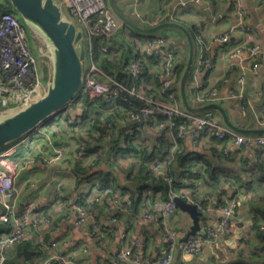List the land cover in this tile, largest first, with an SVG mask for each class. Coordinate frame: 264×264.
<instances>
[{
    "label": "built area",
    "instance_id": "built-area-1",
    "mask_svg": "<svg viewBox=\"0 0 264 264\" xmlns=\"http://www.w3.org/2000/svg\"><path fill=\"white\" fill-rule=\"evenodd\" d=\"M56 1L83 33L87 65L79 96L33 133L46 137L54 151L52 157H43L39 160L40 163L48 165L54 161L63 160L68 164L73 159L86 154V140H79L77 144L75 140L70 139L82 133L83 129L89 128V122L82 119L80 115L81 110H86L81 100L83 97H87L93 103V111H99L104 116L108 131L107 138L114 136L112 126L115 123L125 128L127 139L135 137L138 132L147 134L165 132L170 145L171 158L174 154L181 152V141L188 139L194 147L200 146L201 143L197 139L204 131L213 133L215 139L223 146V155L226 157H230L228 149L230 145H244L253 152L263 151L264 134L236 133L224 125L215 111L189 113L179 105L173 89L179 86L185 67L187 48L183 53L179 46L169 43V37L163 32L151 36L133 35L134 32L123 26L112 13L107 0ZM146 1L148 0H141V5L144 6ZM3 2L4 0H0V3ZM179 5H174L170 10L163 7L165 12L150 18L139 11L134 1L132 15L137 25L149 28L162 22H177ZM230 10L233 20L227 32L216 36L204 32L195 35L193 40L195 55L190 73V79L194 82L199 78L201 71L207 69L209 65L208 50L212 39L227 45L231 33L239 31L248 34L250 32V27L245 23L246 11L243 0H231ZM241 49L240 46H235L228 52L229 62H233ZM248 52L254 61L251 70L256 72L260 67L257 60L260 47L253 45L248 48ZM103 60L108 61V64H114L115 67L105 71L102 65ZM239 82H242V79ZM44 87L43 69L23 22L12 9L1 12L0 95L5 96L7 91L17 93L19 96L16 102L17 108H23L40 98ZM196 87L194 100L198 106L219 104L222 100L216 89L202 87L199 84ZM163 91L167 93L164 94ZM240 97L241 95L236 93L230 96L233 99ZM75 101L77 102L74 103ZM99 103H102L104 107L102 109L98 107L95 110ZM77 111L78 114L75 113ZM49 125L52 128L51 132ZM45 126L47 134L41 131V128ZM30 137L0 151V166H2L0 168V225L8 226L6 230H0V264H6L5 252L17 247L29 232H37V236L40 237L39 231L42 225L50 223V215L46 214L44 207L35 202H27L22 210L17 207L18 196L14 186L17 167L12 166L9 160L24 141L31 139ZM60 137L65 138V141ZM143 145L147 146L151 152L152 147L147 142ZM67 150H70V154H67ZM95 161L94 156L92 164ZM166 165L165 162H155L152 168L155 172L165 175ZM165 180L170 185V181L166 178ZM101 194L107 196L115 206L124 208L135 215V212L121 204V200L129 204L127 195L123 196L110 189L102 190ZM176 197L195 205L199 212L209 209V206L200 199H193L183 191L177 192L170 189L165 202L153 204L150 207L145 205L137 214L145 221H154L159 216L165 218L175 210L173 200ZM100 201L99 194L91 196V203L99 204ZM53 202L57 203L59 199L55 197ZM69 208L75 212V227L77 229L87 227L92 238L98 237L102 227L97 217L79 202L71 204ZM236 208L237 200L231 199L216 210L221 215L218 229L228 232L233 224L254 221L253 214L236 218L234 216ZM162 229L166 245L162 258L156 262L149 259L143 260L132 249L122 248L116 252L114 261L117 264H171L178 237L171 227L163 224ZM217 236L218 233L214 229L207 227L200 236L188 239L183 249L189 254H196L201 246ZM135 245L138 246V243ZM60 246V243L54 240L37 242L36 256L32 264H80L77 262L75 252L61 251Z\"/></svg>",
    "mask_w": 264,
    "mask_h": 264
},
{
    "label": "crops",
    "instance_id": "crops-1",
    "mask_svg": "<svg viewBox=\"0 0 264 264\" xmlns=\"http://www.w3.org/2000/svg\"><path fill=\"white\" fill-rule=\"evenodd\" d=\"M134 1L139 11L150 18L165 12L163 7L170 10L174 5L181 3L177 7V17H180L182 22L196 25L199 31L214 36L227 32L233 20L230 10L231 0H167L165 2L148 0L144 6L141 5V0H115L118 10L134 23L135 20L132 18ZM243 3L246 11L245 23L250 27V32L231 33L227 45L212 39L208 50L209 65L207 69L201 71L196 82L190 79L186 91L190 104L198 106L194 100L196 86L199 84L202 87L214 88L219 91L222 98L219 105L223 107L235 126L249 130L264 129V0H243ZM162 32L169 37V43L173 46H179L181 50L186 47L185 38L178 30L165 29L160 33ZM253 45L260 47L257 58L260 67L256 72L251 70L254 61L248 52V48ZM235 46H240L241 52L233 62H229L228 52ZM240 79L242 82H239ZM235 93L241 97L230 98ZM18 98L17 93L10 91H7L5 96L0 95V115L17 109ZM179 105L182 106L181 102ZM218 116L220 117L219 114ZM50 126L48 128L51 132ZM41 129L45 134L48 133L46 128ZM30 138L24 152H19L16 158L10 159L9 162L17 167V176L14 180L18 196L17 207L22 210L27 202L32 201L44 207L46 214L50 215V223L40 228V237L33 231L25 237L24 243L31 248L33 244L37 246V242L58 241L61 245L60 250L75 252L77 262L80 264H117L114 261L116 252L128 248L143 260L156 262L165 254L166 245L162 229L165 224L171 227L178 237L171 264H244L251 260H264L262 238L264 233L263 236L257 234L254 228L256 216L250 207L253 201L262 198L264 183H261L259 188L251 183L255 179V170L251 168H254L257 158L252 149L244 145H230L228 146L230 161H228L221 155L207 151V145H203L204 143L194 147L190 140L183 141L185 154L189 159H194L198 155L199 158L203 157L202 161L207 160L217 168L220 182L215 184L209 179H199L195 183L198 189L196 199L209 206L207 211L200 212L203 214L199 220L201 231L196 236H200L207 227L214 229L218 236L201 246L197 253L192 255L183 249L185 243L182 239L190 232L193 224L191 217L185 211L175 208L167 217L159 216L154 221L142 220L137 214L145 205L150 207L162 203L168 199V196L165 198L160 192L155 193L148 189L143 193L145 204L133 211L135 215L130 214L101 194L105 175L109 172L105 163L93 168L85 177L79 179L71 170V162L66 164L63 160H59L48 165L40 163L41 158L54 155L53 148L44 136L33 134ZM60 138L65 141V138ZM70 139L74 140L72 137ZM205 141L215 143L214 140H209L208 136ZM262 152L264 160V149ZM67 154H70V150H67ZM124 183H126L124 177H118L113 185L119 187ZM95 194L101 197L99 204L90 202L91 196ZM55 197L59 202H53ZM231 199L237 200V208L234 212L236 218L253 214L254 221L233 224L231 230L225 232L218 229L221 215L216 210ZM75 202H79L97 217L102 227L98 237L92 238L87 227L81 229L75 227V212L69 208ZM135 243H138V246ZM16 248L14 252L10 250L9 254L7 253L9 251L5 252L7 259L13 258ZM23 250L27 249L23 248ZM28 251L33 254L30 260H26L24 256V264H32L36 256L34 247Z\"/></svg>",
    "mask_w": 264,
    "mask_h": 264
},
{
    "label": "water",
    "instance_id": "water-1",
    "mask_svg": "<svg viewBox=\"0 0 264 264\" xmlns=\"http://www.w3.org/2000/svg\"><path fill=\"white\" fill-rule=\"evenodd\" d=\"M10 8L23 22L27 34L40 37L45 45L46 54L41 63L44 68L45 87L40 98L23 108L0 115V149L10 143L25 140L37 128L46 124L55 114L67 107L79 96L86 70V46L82 31L67 16L65 10L56 0H7ZM107 4L115 17L133 32L143 36L153 35L163 30L174 29L182 33L187 47V57L183 73L179 80V93L182 107L189 113L216 111L226 127L239 134L260 135L264 129H241L235 126L219 104L192 106L189 102L186 87L194 62L195 45L189 31L178 22H162L156 26L143 28L125 17L117 8L115 0H107ZM35 50V48H34ZM40 60V54L37 53ZM46 77V78H45ZM11 145V144H10ZM242 148V146H241ZM176 208L185 211L192 219V228L182 239L185 243L189 238L200 233L199 220L203 214L196 206L180 198H174ZM26 260H30L33 252L23 250Z\"/></svg>",
    "mask_w": 264,
    "mask_h": 264
},
{
    "label": "trees",
    "instance_id": "trees-1",
    "mask_svg": "<svg viewBox=\"0 0 264 264\" xmlns=\"http://www.w3.org/2000/svg\"><path fill=\"white\" fill-rule=\"evenodd\" d=\"M8 8L10 6L7 0L0 3V13L7 11ZM176 21L189 31L193 40L195 35L201 32L196 25H190L186 21L182 22L180 17H177ZM184 48L186 49L187 47L184 46ZM108 63V61H102L105 71H108L110 67H115L114 64ZM178 90V87L173 89L176 96L179 95ZM163 93L166 94L167 92L163 91ZM82 102L86 110H81L80 115L82 119L89 122V128L83 129L82 133L72 136V138L77 144L79 140H86L87 148L83 157H77L71 161V170L80 179L85 177L93 168L105 163L109 168V172L105 175L106 179L102 190L110 189L119 192L123 196L127 195L129 204L121 200V204L126 209L135 211L138 207L143 206L145 204L143 203V193L148 189L155 193L160 192L165 198H167L169 190L174 189L177 192L183 191L195 199L198 192L195 185L197 180L209 179L215 184L220 183L218 181L217 168L207 162V160L202 161L203 157L199 158V155L190 160L189 156L185 154L183 141L180 142L181 152L174 154L173 158H171L170 145L167 142L165 132L156 134L138 132L135 137L127 139L125 128L115 123L112 126L114 136L107 138L108 131L106 123H104V116L99 111H93V103L87 97L83 98ZM98 107L102 109L104 105L99 103L95 110ZM43 128H46V126ZM206 136H208L209 140H214L215 143L205 141ZM197 141L207 145V151H212L215 155H221L224 159L230 161L229 157L223 155V146L215 139L212 132L204 131ZM145 142L152 147L151 152H149L147 146L143 145ZM255 155L257 156L256 163L253 166L254 168H251L253 171L255 170V179L251 183L256 188H259L260 184L264 183L263 152H255ZM94 156L96 161L92 164ZM155 162L167 163L165 175L153 170L152 165ZM118 177H124L126 183L121 184L119 187H114L113 183ZM165 178L170 181V185H168ZM250 207L256 216L254 228L257 234L262 235L264 233L262 231L264 230V224L261 223L264 222V194L261 199L253 201ZM262 238L264 239V237ZM24 242H26L25 239L17 245V251H22V260L15 263V259L11 258L7 259L6 264H24L23 248L30 250L34 247L35 250L37 249L36 245L33 244L31 248L30 245ZM244 264H264V260H251V262Z\"/></svg>",
    "mask_w": 264,
    "mask_h": 264
},
{
    "label": "rangeland",
    "instance_id": "rangeland-1",
    "mask_svg": "<svg viewBox=\"0 0 264 264\" xmlns=\"http://www.w3.org/2000/svg\"><path fill=\"white\" fill-rule=\"evenodd\" d=\"M117 2V1H116ZM7 11H11V8H8L7 9ZM66 13V12H65ZM132 18L135 20V18L132 16ZM133 35H136L137 37H139L140 36V34H137L136 32H134V34ZM149 36H151V35H149ZM28 37H29V40H30V42H31V44H32V46H33V48H35V50L37 51V53H39L40 54V60H39V62H40V66H41V63H42V65H44L43 64V62H45V63H47V61L46 60H44V56H43V54H46V48H45V45H44V43H43V41H42V39L40 38V37H31V35L29 34L28 35ZM182 51H183V53H185V48H183L182 49ZM186 62V61H185ZM184 70V69H183ZM183 73V72H182ZM182 75V74H181ZM84 98V97H83ZM82 100V99H81ZM177 100H178V102H181V100H180V94L177 96ZM77 101H75L74 103H76ZM10 144H12V143H10ZM9 144V145H10ZM8 145V146H9ZM26 145H27V141H24L21 145H20V147L16 150V153L13 155V156H11V160L12 159H14V158H16V156L19 154V152H24V148L26 147ZM4 149V148H3ZM3 149H0V151L1 150H3ZM3 229H7L6 227H4V226H0V230H3ZM11 251H13L14 252V249H12ZM8 254L10 253V251L9 252H7ZM21 253H22V251H17V248H16V254L13 256V259H15L14 260V262L15 263H17V262H19V261H21L22 260V257H21ZM24 259V258H23Z\"/></svg>",
    "mask_w": 264,
    "mask_h": 264
}]
</instances>
